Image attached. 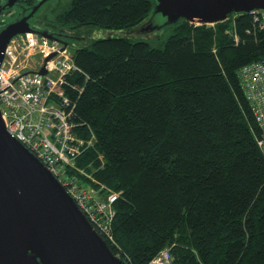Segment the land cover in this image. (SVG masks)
I'll use <instances>...</instances> for the list:
<instances>
[{
    "label": "trees",
    "instance_id": "trees-1",
    "mask_svg": "<svg viewBox=\"0 0 264 264\" xmlns=\"http://www.w3.org/2000/svg\"><path fill=\"white\" fill-rule=\"evenodd\" d=\"M153 12L70 0L51 18L82 89L67 90L77 131L94 136L76 166L118 193L113 243L100 235L123 264L164 248L175 264H264V157L238 76L264 61V29L238 13L159 31Z\"/></svg>",
    "mask_w": 264,
    "mask_h": 264
},
{
    "label": "water",
    "instance_id": "water-1",
    "mask_svg": "<svg viewBox=\"0 0 264 264\" xmlns=\"http://www.w3.org/2000/svg\"><path fill=\"white\" fill-rule=\"evenodd\" d=\"M48 1H36L28 16L0 28V64L10 39L22 33L33 32L66 45L55 34L32 27L27 21ZM153 1L149 24L154 27L155 17L160 18L161 26L175 24L179 19L213 25L233 14L264 12V0ZM0 264H123L65 188L7 133L1 115Z\"/></svg>",
    "mask_w": 264,
    "mask_h": 264
},
{
    "label": "built area",
    "instance_id": "built-area-1",
    "mask_svg": "<svg viewBox=\"0 0 264 264\" xmlns=\"http://www.w3.org/2000/svg\"><path fill=\"white\" fill-rule=\"evenodd\" d=\"M252 13L258 28L264 29V12ZM42 69L45 73L41 75ZM74 69L68 45L33 32L14 36L0 64V115L7 133L47 168L97 232L113 243L110 225L118 194L109 192L96 201L94 192L87 191L74 175L91 178L75 161L94 142L92 134L87 140L80 137L74 121L75 102L67 90H82L68 83ZM238 76L259 131L257 146L264 156V61L243 66ZM149 264H175L170 248L162 249Z\"/></svg>",
    "mask_w": 264,
    "mask_h": 264
},
{
    "label": "flooded vegetation",
    "instance_id": "flooded-vegetation-1",
    "mask_svg": "<svg viewBox=\"0 0 264 264\" xmlns=\"http://www.w3.org/2000/svg\"><path fill=\"white\" fill-rule=\"evenodd\" d=\"M38 0H0V28L7 25L8 23L20 20L28 16L31 12L32 6ZM42 8V6L40 7ZM38 9L32 16L28 18V23L32 27H38L41 30L48 31L49 33L55 34L51 19L45 15V10L41 13Z\"/></svg>",
    "mask_w": 264,
    "mask_h": 264
},
{
    "label": "rangeland",
    "instance_id": "rangeland-1",
    "mask_svg": "<svg viewBox=\"0 0 264 264\" xmlns=\"http://www.w3.org/2000/svg\"><path fill=\"white\" fill-rule=\"evenodd\" d=\"M70 0H50V1H48V2H46L43 6H42V8H40V13L42 12V11H44L45 10V15H47V18L48 19H51L52 18V16H54L55 15V13L59 10V9H61V8H63L66 4H68V2H69ZM249 14H251L252 15V18H253V21L254 22H256L255 21V15H254V13H252V11H251V13L250 12H248ZM258 23V22H257ZM157 28H161V29H159V31L160 30H162V28H163V26H161L162 25V23H161V20H160V18L159 17H155L154 18V23H153ZM161 26V27H160ZM258 27H259V23H258ZM36 28H38V27H36ZM39 29V28H38ZM146 30L147 31H149V29H148V27H146ZM152 29H150V31H151ZM164 30V29H163ZM162 30V31H163ZM72 54V53H71ZM73 58V57H72ZM34 61V60H33ZM264 157V156H263ZM94 169V168H93ZM87 176H90L91 178H87V177H84L83 178V176H79V181H80V184L81 185H83L84 186V188L87 190V191H93L94 192V194L96 195V197H95V200L96 201H100L99 199H103L105 196H106V194L107 193H109V192H112V190L110 189V188H108V187H105L103 184H99L98 183V181L95 179V177L93 176V175H90L89 173H87V171L86 172H84ZM78 176V175H77ZM87 179L88 181V183L84 180V179ZM89 189V190H88ZM114 193H117V192H114ZM118 194V193H117Z\"/></svg>",
    "mask_w": 264,
    "mask_h": 264
},
{
    "label": "bare ground",
    "instance_id": "bare-ground-1",
    "mask_svg": "<svg viewBox=\"0 0 264 264\" xmlns=\"http://www.w3.org/2000/svg\"><path fill=\"white\" fill-rule=\"evenodd\" d=\"M251 64V63H250Z\"/></svg>",
    "mask_w": 264,
    "mask_h": 264
}]
</instances>
